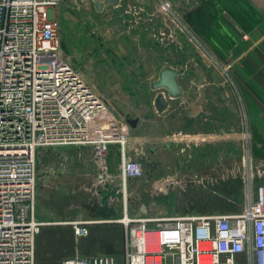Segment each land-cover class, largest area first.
I'll use <instances>...</instances> for the list:
<instances>
[{"label": "built area", "instance_id": "obj_1", "mask_svg": "<svg viewBox=\"0 0 264 264\" xmlns=\"http://www.w3.org/2000/svg\"><path fill=\"white\" fill-rule=\"evenodd\" d=\"M60 1L0 0V264H37L36 240L45 226L67 223L78 237L87 236L90 226L107 222L125 229L124 264H264V172L253 164L249 131L244 132L246 155L239 172L244 197L239 212L162 218L131 214L125 205L116 219L53 222L36 216L42 148L91 147L102 181L110 145L119 144L123 180L146 172L139 159L129 155L128 124L108 109L61 51L55 13ZM159 5L177 29L189 27L171 0H159ZM188 31L192 39L195 34L190 27ZM194 42L202 44L198 38ZM209 56L230 76L229 64ZM240 253L245 259L238 263L233 257ZM62 264L117 262L107 254H77Z\"/></svg>", "mask_w": 264, "mask_h": 264}, {"label": "crops", "instance_id": "obj_2", "mask_svg": "<svg viewBox=\"0 0 264 264\" xmlns=\"http://www.w3.org/2000/svg\"><path fill=\"white\" fill-rule=\"evenodd\" d=\"M171 1L198 35L206 53L192 42L180 49L173 42L157 40L160 22L149 30L145 23L140 25V111L136 116L139 123L131 128L128 152L131 156L130 152L135 150L138 159L150 158L156 169L151 175L145 172L142 177L123 180L121 146L112 144L106 155L107 172L102 181L94 161V174L88 177L90 185L80 182L75 186L61 179L54 187L43 185L36 190L35 212L40 220L116 219L124 213L125 205L131 214L162 218L232 212L225 210V200L219 197L225 191L226 149L232 161L228 165L231 164L232 172L239 178L245 163L241 145L245 131L242 133L235 94L216 77L209 54L224 63H232L238 77L244 80L240 89L250 98L247 100L250 110L247 130L252 127L251 139L253 135L250 154L256 169L264 172V0ZM174 29H177L175 25L169 31ZM180 60L184 63H179ZM164 65L184 68L185 72L179 77L182 95L169 98L168 109L159 113L154 107L157 92L151 90L150 84ZM230 141L233 142L231 153L230 146H226ZM202 184L210 190L209 202L216 203L214 208L192 206L193 193ZM172 191L179 194L176 214H167L166 209L156 207L155 201L151 204L146 200L150 193L154 198ZM134 199L137 204L142 201L135 213L130 209ZM148 205L156 213L140 215L141 207L148 212ZM107 223L105 235L100 236L92 230L93 225L87 236L78 237L67 223L45 226L36 240L37 264H49V260L52 264H62L64 258L77 254H107L118 264L125 258V229L121 223ZM70 229L75 244L72 242L71 250H66L60 246L61 236L69 235ZM226 259L227 255L222 257V261ZM233 259L241 263L245 254H237Z\"/></svg>", "mask_w": 264, "mask_h": 264}, {"label": "rangeland", "instance_id": "obj_3", "mask_svg": "<svg viewBox=\"0 0 264 264\" xmlns=\"http://www.w3.org/2000/svg\"><path fill=\"white\" fill-rule=\"evenodd\" d=\"M55 11L61 25V51L89 85L103 97L108 109L126 123L128 114L136 117L137 112L140 111V25L145 23L146 30H149L160 22L157 40L160 41L161 33L165 31L164 37L166 38H162L160 42H173L180 49H183L188 42L198 46V43L194 42L196 38L200 41L198 35H194L193 40L190 38L189 35L192 34L188 31V26L185 31L181 28L174 29L172 31L174 36H170L169 30L175 24L170 16L161 11L159 0H121L118 5H107L101 12L95 9L94 0H61ZM178 14L185 22L183 16L179 12ZM188 45L190 46V43ZM198 50L206 53L204 46L199 47ZM207 57L210 64L216 68V73H214L216 77H220L221 84H226L232 90V94H235V102L241 117L242 133L248 131L247 122L250 110L247 100L250 98H247L245 92L240 89L244 80L238 77L239 73L237 74L232 63L225 62L231 66L230 76H227L210 56L207 55ZM183 61L180 60L179 63H184ZM128 126L130 134L132 131L129 124ZM250 129L252 130V127ZM251 140H253V135ZM232 144V141L226 144L227 147L230 146L229 153L232 151ZM241 145L242 157L245 159L247 144L243 137ZM228 151L226 149L224 206L226 211L239 212L244 207L243 184L240 176L238 178L232 172L231 164L228 165L232 162L228 158L230 156L231 159ZM130 153V157L136 158L135 150ZM93 163V151L89 147L63 145L42 148L39 152L36 190L43 185L54 187L61 179L75 186H78L80 182L90 185L88 177L94 174ZM203 186L202 184V187L194 191L192 206L200 209L214 208L216 203L209 202L210 190L207 186ZM146 200H149L151 204L155 201L156 207L166 209L167 214L178 213V191H172L167 196L157 195L154 198L150 193ZM141 204V200L140 204H137L134 199L130 206L133 207L130 208L131 211L138 212ZM147 208L150 213L140 209V215L156 213L149 205ZM108 224H95L92 230L96 231L98 236L105 235L104 226ZM70 231L69 235L61 236L62 245L60 246L66 250L68 248L71 250L72 242L75 244L73 230L70 229ZM49 261V264H52L51 260ZM124 263L123 257L118 264Z\"/></svg>", "mask_w": 264, "mask_h": 264}, {"label": "water", "instance_id": "obj_4", "mask_svg": "<svg viewBox=\"0 0 264 264\" xmlns=\"http://www.w3.org/2000/svg\"><path fill=\"white\" fill-rule=\"evenodd\" d=\"M121 0H94L95 9L98 12L103 11L106 5H118ZM185 72L184 68H176L170 65H164L159 72L158 78L151 82V90L157 92L154 98V107L157 112L163 113L169 107V98L175 99L182 95V87L179 77ZM126 121L131 128H136L139 123L138 117L130 114L126 116ZM139 161L145 166L146 173L151 175L156 169V164L150 158L141 157Z\"/></svg>", "mask_w": 264, "mask_h": 264}, {"label": "flooded vegetation", "instance_id": "obj_5", "mask_svg": "<svg viewBox=\"0 0 264 264\" xmlns=\"http://www.w3.org/2000/svg\"><path fill=\"white\" fill-rule=\"evenodd\" d=\"M107 7V5L104 7V9ZM221 200H225V193L222 191L221 194L219 195Z\"/></svg>", "mask_w": 264, "mask_h": 264}, {"label": "trees", "instance_id": "obj_6", "mask_svg": "<svg viewBox=\"0 0 264 264\" xmlns=\"http://www.w3.org/2000/svg\"><path fill=\"white\" fill-rule=\"evenodd\" d=\"M42 232V231H41ZM69 257V256H68Z\"/></svg>", "mask_w": 264, "mask_h": 264}]
</instances>
